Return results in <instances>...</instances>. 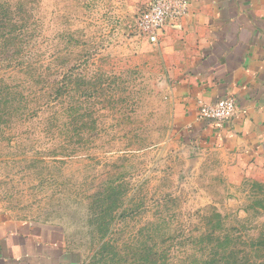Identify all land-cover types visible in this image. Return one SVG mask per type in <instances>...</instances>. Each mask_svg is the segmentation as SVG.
<instances>
[{
    "label": "rangeland",
    "instance_id": "obj_1",
    "mask_svg": "<svg viewBox=\"0 0 264 264\" xmlns=\"http://www.w3.org/2000/svg\"><path fill=\"white\" fill-rule=\"evenodd\" d=\"M0 2L19 35L0 42V214L58 227L78 264H264V158L183 115L195 39L149 43L143 0Z\"/></svg>",
    "mask_w": 264,
    "mask_h": 264
},
{
    "label": "crops",
    "instance_id": "obj_2",
    "mask_svg": "<svg viewBox=\"0 0 264 264\" xmlns=\"http://www.w3.org/2000/svg\"><path fill=\"white\" fill-rule=\"evenodd\" d=\"M186 1L180 29L166 32L197 45L195 68L179 82L183 115L201 144L264 158V0ZM227 98L236 105L230 121L197 120L201 104ZM0 264L78 263L58 227L0 214Z\"/></svg>",
    "mask_w": 264,
    "mask_h": 264
},
{
    "label": "built area",
    "instance_id": "obj_3",
    "mask_svg": "<svg viewBox=\"0 0 264 264\" xmlns=\"http://www.w3.org/2000/svg\"><path fill=\"white\" fill-rule=\"evenodd\" d=\"M188 15L186 0H149L137 15L136 29L149 43L157 44L167 30H179L181 20ZM236 113L233 99L227 98L212 104H201L196 118L199 121L224 123Z\"/></svg>",
    "mask_w": 264,
    "mask_h": 264
},
{
    "label": "trees",
    "instance_id": "obj_4",
    "mask_svg": "<svg viewBox=\"0 0 264 264\" xmlns=\"http://www.w3.org/2000/svg\"><path fill=\"white\" fill-rule=\"evenodd\" d=\"M5 6L6 5L0 2V42L3 41L4 47L7 45L6 43H9L11 38L15 39L16 36H19L15 32L17 26L15 22H12V19L9 18V9Z\"/></svg>",
    "mask_w": 264,
    "mask_h": 264
}]
</instances>
